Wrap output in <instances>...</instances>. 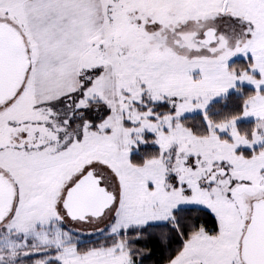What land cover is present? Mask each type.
Here are the masks:
<instances>
[{"label": "snow or ice", "instance_id": "1", "mask_svg": "<svg viewBox=\"0 0 264 264\" xmlns=\"http://www.w3.org/2000/svg\"><path fill=\"white\" fill-rule=\"evenodd\" d=\"M0 264H264V0H0Z\"/></svg>", "mask_w": 264, "mask_h": 264}]
</instances>
